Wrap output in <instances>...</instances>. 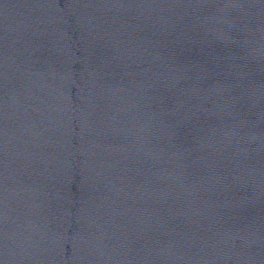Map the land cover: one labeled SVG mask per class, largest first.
<instances>
[{"label":"water","instance_id":"95a60500","mask_svg":"<svg viewBox=\"0 0 264 264\" xmlns=\"http://www.w3.org/2000/svg\"><path fill=\"white\" fill-rule=\"evenodd\" d=\"M0 264H264V0H0Z\"/></svg>","mask_w":264,"mask_h":264}]
</instances>
